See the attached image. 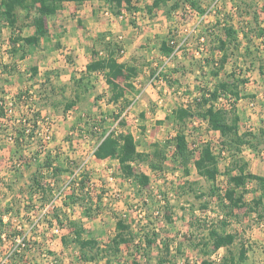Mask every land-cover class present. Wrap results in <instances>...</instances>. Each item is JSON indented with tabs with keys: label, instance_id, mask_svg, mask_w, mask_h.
Returning a JSON list of instances; mask_svg holds the SVG:
<instances>
[{
	"label": "rangeland",
	"instance_id": "rangeland-1",
	"mask_svg": "<svg viewBox=\"0 0 264 264\" xmlns=\"http://www.w3.org/2000/svg\"><path fill=\"white\" fill-rule=\"evenodd\" d=\"M133 1L141 9L134 16L126 10L116 16L104 1L94 0L83 8L88 13L80 19L75 7L68 13L67 5L65 15L48 20L49 40L30 49L24 60L22 52L12 48L10 29L5 27L0 35V105L12 109L8 118L0 119V220L8 226L0 227L7 235L0 242V264H106L84 263L77 247L62 243V237L70 233L66 221H81L86 238L105 246L115 236L120 218L133 226L136 240L123 246L120 259L112 264H159L161 259L166 264H201L204 260L224 264L225 258L235 260L228 264H264V207L255 212L233 210L219 197L229 188L227 174L237 173L236 161L264 176V136L256 149L246 147L236 154L223 147L221 134L206 121L196 117L188 122L191 149L208 142L219 157L222 175L216 183V197L211 196L212 185L193 165L191 175L185 176L172 159V146L164 149L168 161L163 172H153L145 163L134 164L137 176L150 177L146 187L136 177H124L116 159L102 161L94 156L105 128L131 132L144 153L155 142L172 139L176 135L174 110L192 104L203 88L214 89L235 71L237 78L248 80L246 98L237 105L240 131L260 134L264 130V75L260 72L264 41L257 33L264 29V0H198L206 14L186 5L171 19L162 10L146 11L154 0ZM25 14L20 13L19 25L23 35L29 36L34 29ZM224 26L236 31L242 43L238 51L215 49V30H222L224 36ZM102 35L115 36L124 49L119 62L137 69L138 76L129 86L111 72L87 73V66L97 58L95 44L103 48L98 41ZM164 41L174 47L170 56L161 52ZM223 56L227 64L216 77L213 72L219 65L215 62ZM114 82L125 92L117 102L111 101ZM70 102L75 107L66 111ZM217 106H228L226 99ZM36 117L39 122H34ZM48 156L54 166L65 170L60 177L43 167ZM37 172L44 177L46 191L35 194L31 186ZM234 191L253 207L254 199L261 196L255 183ZM74 194L80 198L78 203L69 199ZM54 209L64 226L56 221ZM212 229L236 234V242L207 255L214 250L204 246ZM153 234L158 235L157 245L146 248L145 237ZM24 238L27 246L19 249L16 240L22 244ZM243 246L248 257L241 263ZM15 249L20 254L10 262Z\"/></svg>",
	"mask_w": 264,
	"mask_h": 264
},
{
	"label": "trees",
	"instance_id": "trees-1",
	"mask_svg": "<svg viewBox=\"0 0 264 264\" xmlns=\"http://www.w3.org/2000/svg\"><path fill=\"white\" fill-rule=\"evenodd\" d=\"M88 1L91 0H0V35L3 33L4 28L8 27L11 33L10 42L12 48L16 53L22 52L20 58L24 59L28 56L31 48L39 47L43 41L49 40L50 30L48 20L58 15L65 3H75L78 7H81ZM101 1H104L116 16L122 15L123 10H126L133 16L135 13L141 12V9L134 5L133 0ZM186 5H190L196 11L201 9L198 0H154L153 4L147 5L145 9L149 14H153L155 10H162L166 17L171 19L175 13L181 11ZM200 11L203 15L207 13L206 9ZM22 12L26 13L25 18L30 21L29 26L34 29L33 35H23V27L19 25L20 13ZM131 24L135 26V22L131 21ZM212 30L210 32H213ZM215 31L218 43L215 49L218 52L227 53L230 48L236 51L240 49L242 43L233 27L224 26V36L221 34L222 30L221 32ZM257 35L263 42L264 29H259ZM98 41L101 42L103 48L99 50L97 48L98 44H95L93 53L97 58L87 66V73L90 75L94 73L106 75L108 72H111L118 77H123L127 86H129L138 74L134 66L119 62L124 52L122 44L113 35H102ZM161 52L165 56H170L174 52V47L169 42L164 41L161 45ZM253 55L257 56V53ZM227 59V57L223 56L215 62L219 66L213 72L214 76L219 77L221 75L227 64ZM251 65L253 63L248 66L250 70ZM34 71L37 72V70ZM260 72L264 75L263 66H261ZM237 77L236 71L232 72L229 74L228 79L217 83L214 89L203 88L200 97L196 98L192 104H185L174 110L172 121L176 129V135L164 143L155 142L152 144L150 152L144 153L139 151L138 142L131 132L122 131L118 133L117 131H110L109 128H105L101 134L100 142L94 151V156L102 161L116 159L119 162L120 170L124 177H136L137 182L146 187L150 183V177L146 175L137 176L134 172V164L145 163L151 171L163 172L167 168L166 163L168 161V156L164 149L172 146L174 147L172 159L183 170L185 176L189 177L191 175V166L193 165L198 175L212 185L210 189L211 196H219V188L216 187L217 180L222 175L219 157L214 153L211 144L208 142L200 146L198 150H192L186 134V128L190 120L198 117L206 121L211 130L221 134L223 147L227 151L241 154L246 147L256 149L259 143L257 141L264 136V130H261L258 135L252 132L242 133L240 131L241 117L238 113L237 105L241 100L246 98L244 87L248 84V80ZM80 81L83 82L84 79L82 78ZM85 90H89L87 86H85ZM112 92V102H117L125 95L124 88L118 82L113 83ZM77 97L79 98V95ZM223 98L226 99L228 106H217V103ZM74 107L75 103L70 102L66 105L65 109L69 111ZM7 113V108L0 105V119L8 118ZM34 122H39L37 117ZM120 124L122 127L125 126V121H120ZM30 137H33V134ZM17 144H19L18 141ZM43 167L51 170L53 176H56V178L65 172L63 167L54 166L50 156L46 158ZM234 169L237 171L236 174H227L229 188L226 190L223 198L219 196L222 202L228 201L233 210L247 209L249 212H255L261 206L264 207V176L249 172L248 164L243 161H236ZM231 171L229 170V172ZM43 181L44 177L41 172L34 174L31 189L35 194L39 191H46V188L42 184ZM251 183H255L258 191L261 192V196L253 201L255 207L245 200L244 195L236 197L234 191L240 188L245 190ZM69 199L71 203H78L80 198L74 194L69 196ZM205 207H208V205ZM56 209L52 213L56 221L64 226V221L58 214H55L57 212ZM89 209L87 208V211ZM66 222L70 233L67 236H63L61 241L65 246L73 244L77 247L80 253V261L84 263L105 261L106 264H112L114 260L120 259L122 247L136 240L133 226L121 218L117 220V232L115 236L105 246H102L96 239L86 238V229L81 221L67 220ZM0 227L4 229L8 227L2 219L0 220ZM4 229L0 231V242L7 237ZM236 239V234H225L212 229L210 231V238L204 243V246L205 248L213 247L214 250L213 252H208L207 255L210 256L211 253L220 249L229 248L236 242ZM16 241L19 249L21 247L24 249L27 246V238L23 239L22 244H18L19 240ZM157 241V234H153V237L147 235L145 237L146 248L151 249L157 245ZM19 251L17 249L13 251L12 255L9 256L10 262L14 261L16 255L20 254ZM247 255L248 250L243 246L240 250L239 261L241 263L245 262L248 257ZM229 261L235 262V260L225 258L224 264H228ZM166 262V259H161L159 264H166ZM14 264H18V262ZM201 264L216 263L211 260H204Z\"/></svg>",
	"mask_w": 264,
	"mask_h": 264
},
{
	"label": "crops",
	"instance_id": "crops-1",
	"mask_svg": "<svg viewBox=\"0 0 264 264\" xmlns=\"http://www.w3.org/2000/svg\"><path fill=\"white\" fill-rule=\"evenodd\" d=\"M94 0H91V1H88V2H86L83 6H81V7H78L75 3H65L64 4V7H63V9L58 13V15L60 14V15H65L66 13H67V11H66V6L67 5H70V9L71 8H73V7H75V10H76V12L79 14V18L80 19H83V15L86 13H88V11H87V9H83V8H86L85 6L88 4V3H91V2H93ZM72 13V9L68 12V13ZM93 13V11H91V14ZM108 14V13H107ZM57 16V15H56ZM83 24V23H82ZM32 28V27H31ZM33 29V28H32ZM34 34V32L31 34V35H33ZM66 41V39L64 38V39H62V43L63 44H65L64 42ZM74 43V45H73V47H75L76 46V44L75 43H78V41L77 42H73ZM78 48H80L79 46H77ZM32 49V48H31ZM79 51V50H78ZM22 59V58H21ZM25 59V58H24ZM24 59H22V60H24ZM34 70H37L36 68H34ZM242 101V100H241ZM239 105V104H238ZM239 113V112H238ZM107 161V160H106Z\"/></svg>",
	"mask_w": 264,
	"mask_h": 264
},
{
	"label": "built area",
	"instance_id": "built-area-1",
	"mask_svg": "<svg viewBox=\"0 0 264 264\" xmlns=\"http://www.w3.org/2000/svg\"><path fill=\"white\" fill-rule=\"evenodd\" d=\"M12 106V105H11ZM8 114L12 113V109H7Z\"/></svg>",
	"mask_w": 264,
	"mask_h": 264
}]
</instances>
